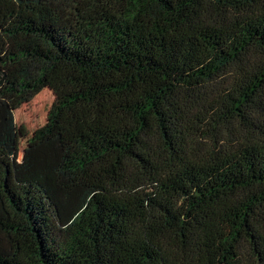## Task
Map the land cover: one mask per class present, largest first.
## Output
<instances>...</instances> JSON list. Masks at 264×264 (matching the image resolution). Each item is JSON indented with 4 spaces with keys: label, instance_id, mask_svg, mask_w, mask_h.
Returning a JSON list of instances; mask_svg holds the SVG:
<instances>
[{
    "label": "trees",
    "instance_id": "16d2710c",
    "mask_svg": "<svg viewBox=\"0 0 264 264\" xmlns=\"http://www.w3.org/2000/svg\"><path fill=\"white\" fill-rule=\"evenodd\" d=\"M0 264H264V0H0Z\"/></svg>",
    "mask_w": 264,
    "mask_h": 264
},
{
    "label": "rangeland",
    "instance_id": "374dc122",
    "mask_svg": "<svg viewBox=\"0 0 264 264\" xmlns=\"http://www.w3.org/2000/svg\"><path fill=\"white\" fill-rule=\"evenodd\" d=\"M53 99L54 96L51 90L44 88L28 101H16L12 103L15 145L19 160L28 139L35 130L44 125Z\"/></svg>",
    "mask_w": 264,
    "mask_h": 264
}]
</instances>
